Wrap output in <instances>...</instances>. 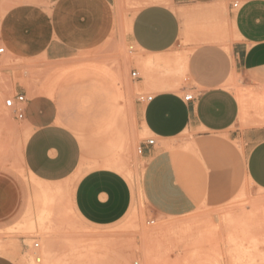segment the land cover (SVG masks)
I'll return each instance as SVG.
<instances>
[{
    "label": "crops",
    "instance_id": "crops-1",
    "mask_svg": "<svg viewBox=\"0 0 264 264\" xmlns=\"http://www.w3.org/2000/svg\"><path fill=\"white\" fill-rule=\"evenodd\" d=\"M9 1L0 3V58L57 61L127 43L141 59L162 65L171 62L165 57L179 36L175 7L209 6L215 17L231 20L225 39L199 45L180 60L183 80L137 78L140 89H160L150 101L135 100L132 105L135 121L154 139L152 145L145 140L139 145L138 190L125 163L107 161L87 168L74 127L60 118L54 101L41 94L28 98L27 91L13 83L15 94L26 97L22 117H15L29 131L21 143V167L41 183L74 178L72 202L80 220L92 226L112 225L134 209L139 193L153 216L193 214L204 193L213 205L233 195L241 163L246 179L264 190V0H243L234 12L224 0ZM106 89L82 88L72 98L84 105ZM237 89L243 92L242 101ZM187 92L193 95L191 101L183 100ZM187 135L209 170L206 181L184 160L189 153L174 150ZM27 205L20 175L0 167V231L19 221ZM0 264L14 262L0 255Z\"/></svg>",
    "mask_w": 264,
    "mask_h": 264
},
{
    "label": "rangeland",
    "instance_id": "rangeland-1",
    "mask_svg": "<svg viewBox=\"0 0 264 264\" xmlns=\"http://www.w3.org/2000/svg\"><path fill=\"white\" fill-rule=\"evenodd\" d=\"M236 1L243 0H224V3L232 6ZM175 12L180 30L173 49L165 57L170 63L140 67L132 62L125 69L122 54L139 56L127 43L107 44L95 51L57 61L1 56L0 167L20 175L26 186L28 205L19 221L0 231V255L14 264H89L91 261V264H264L260 261L264 258V190L253 187L246 179L243 163L240 169L238 167L237 190L222 203L213 205L204 193L193 214L178 218L157 217L148 211L139 193L134 209L108 226L89 225L76 215L72 202L74 178L60 185L41 184L21 167V143L29 131L4 104L5 99L15 94L14 82L27 91L28 98L41 94L54 101L60 118L74 127L87 168L107 161L119 166L125 163L138 188L142 170L139 145L152 136L142 131L135 121L132 105L138 95H153L159 89L138 88L131 71L135 69L147 81L152 77L183 80L185 68L182 69L180 59H186L199 45L225 39L231 30L230 18L215 17L209 6H177ZM118 68L120 78L117 77ZM95 70L101 72L95 73ZM104 73L118 85H112ZM71 77L79 78L74 81ZM92 77L97 80L93 81ZM100 86L107 89L100 91L91 103L82 105L72 98V93L82 88L88 91ZM231 87L234 89V85ZM175 91L178 92L177 87ZM235 91L243 100V92ZM192 146L190 135H187L174 150L177 154L189 153V159L184 160L206 181L209 170ZM102 244L105 247L102 248ZM73 255L75 258L71 259Z\"/></svg>",
    "mask_w": 264,
    "mask_h": 264
},
{
    "label": "built area",
    "instance_id": "built-area-1",
    "mask_svg": "<svg viewBox=\"0 0 264 264\" xmlns=\"http://www.w3.org/2000/svg\"><path fill=\"white\" fill-rule=\"evenodd\" d=\"M239 6V3L236 1L232 3V8L236 9ZM132 48V46H130ZM2 48H0V52H2ZM130 75L132 78L137 79L139 77L138 73L136 70L131 71ZM152 99V95H138L137 100L141 102H148ZM193 99V95L190 92L184 93L183 94V100L185 101H191ZM26 97L25 95L22 94H14L11 97L5 99L4 104L7 108H11L13 113L17 118L22 117V109L25 103ZM154 143L153 138H147L145 139V144L147 145H152ZM141 152V146H139V153ZM35 247L38 246L37 243L34 244Z\"/></svg>",
    "mask_w": 264,
    "mask_h": 264
},
{
    "label": "bare ground",
    "instance_id": "bare-ground-1",
    "mask_svg": "<svg viewBox=\"0 0 264 264\" xmlns=\"http://www.w3.org/2000/svg\"><path fill=\"white\" fill-rule=\"evenodd\" d=\"M212 30V29H211ZM214 34V33H213ZM217 39V38H216ZM122 59H123V65L125 66V69L127 68V64L128 63H132V62H136L140 67H146V66H152L153 65V62H154V60L153 59H151V58H149V59H146V60H143V59H141L139 56H132V57H130V56H128V55H124V54H122ZM178 60V62H180L179 61V59H177ZM180 60H182V62H183V59L181 58ZM185 62V61H184ZM154 66V65H153ZM181 67H183V66H181ZM119 69V68H118ZM124 69V68H123ZM122 71H125V70H122ZM123 73H126V72H123ZM122 76H124V75H122ZM114 77V76H113ZM117 77L118 78H120L121 77V72H120V69L119 70H117ZM161 85V84H160ZM147 86V85H146ZM150 87V86H149ZM156 87H157V85H156ZM166 87H168L167 86V84L166 85H161V88H166ZM173 87V86H172ZM171 87V88H172ZM146 88H148V87H146ZM169 88H170V86H169ZM160 90V89H159ZM241 97V96H240ZM241 101H242V99H241ZM132 111V110H131ZM242 111V110H241ZM5 115V114H4ZM4 120V119H3ZM0 123H1V121H0ZM144 130L147 132V129L144 127ZM129 173V172H128ZM34 179V178H33ZM37 181V180H36ZM56 182V181H55ZM49 183V182H48ZM42 184V183H41ZM51 184V183H50ZM59 184V183H58ZM46 185V184H45ZM56 185V184H55ZM60 185V184H59ZM42 186V185H41ZM45 187V186H44ZM51 187H53V186H51ZM56 188H57V186H56ZM59 188V187H58ZM44 189V188H43ZM40 190H41V187H40ZM47 190H49V189H47ZM137 190H138V188H137ZM46 192H48V191H46ZM44 193V192H43ZM46 194V193H45ZM49 194V193H48ZM50 194H51V192H50ZM50 196V195H49ZM43 197H45V196H43ZM47 197V196H46ZM48 198V197H47ZM46 200V199H45ZM47 201V200H46ZM134 207V206H133ZM258 209V208H257ZM252 210V209H251ZM256 210V209H255ZM254 215V214H253ZM40 220H41V218H40ZM39 221V220H38ZM39 227V226H38ZM143 227V226H142ZM45 228V227H44ZM43 228V229H44ZM40 229V228H39ZM41 230V229H40ZM141 230V229H140ZM153 233V232H152ZM255 235V234H254ZM151 236V235H150ZM248 236V235H247ZM246 236V237H247ZM101 237H102V235H101ZM97 240V239H96ZM98 241V240H97ZM259 241H261V240H259ZM67 242V241H66ZM102 242V241H101ZM69 243V242H68ZM97 243V242H96ZM95 243V244H96ZM104 243H106V242H104ZM93 244V243H92ZM98 244H100V243H98ZM109 244V243H108ZM132 244V243H131ZM88 245V244H87ZM103 245L104 244H102V248H103ZM107 245V244H106ZM247 245V244H246ZM255 245V244H254ZM257 245V244H256ZM91 246H93V247H95V245L93 244V245H91ZM72 247H75V245H73L72 244ZM104 247H105V245H104ZM92 248V247H91ZM2 249V248H1ZM80 249V248H79ZM81 249H83V248H81ZM93 249V248H92ZM98 249H99V247H98ZM75 250V249H74ZM77 250H78V248H77ZM84 250H85V247H84ZM87 251H88V248L86 249ZM68 251H70V249L68 250ZM71 253V252H70ZM73 253H75L74 251H73ZM66 255H68L67 253H65ZM82 254H84V253H82ZM81 254V256H83ZM258 254V253H257ZM70 255V254H69ZM76 255H77V253H76ZM89 255H91V253L89 254ZM256 255V254H255ZM50 256V255H49ZM72 256V255H71ZM78 256V255H77ZM76 256V257H77ZM92 256V255H91ZM94 256V255H93ZM44 257H48V256H45L44 255ZM262 257V256H261ZM72 258H75V256L73 255V257H71V259ZM87 258V257H86ZM98 258V257H97ZM46 259V258H45ZM48 259V258H47ZM46 259V260H47ZM50 259H51V256H50ZM79 259V258H78ZM95 259V258H94ZM101 259V258H100ZM99 259V260H100ZM253 259V258H252ZM36 260H38V259H36ZM61 260V259H60ZM80 260V259H79ZM98 260V259H97ZM258 260V259H257ZM48 261H50V260H48ZM56 261V263H57V259L55 260ZM63 261V260H62ZM69 261V260H68ZM75 261V260H74ZM81 261V260H80ZM96 261V260H95ZM253 261V260H252ZM260 261H261V263L263 262L264 263V258L263 259H260ZM45 262V261H44ZM78 262V261H77ZM254 262V261H253ZM69 263H71V260H70V262ZM91 263H93V261H91ZM91 263H89V264H91ZM101 263V262H100ZM99 263V264H100ZM61 264H63V262L61 263ZM73 264H78V263H75V262H73Z\"/></svg>",
    "mask_w": 264,
    "mask_h": 264
}]
</instances>
